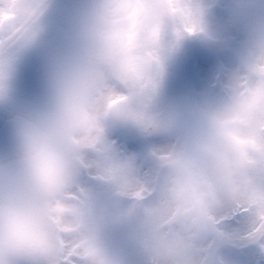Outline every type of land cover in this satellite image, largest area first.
Listing matches in <instances>:
<instances>
[{
  "label": "clouds",
  "instance_id": "obj_1",
  "mask_svg": "<svg viewBox=\"0 0 264 264\" xmlns=\"http://www.w3.org/2000/svg\"><path fill=\"white\" fill-rule=\"evenodd\" d=\"M0 264H264V0H0Z\"/></svg>",
  "mask_w": 264,
  "mask_h": 264
}]
</instances>
